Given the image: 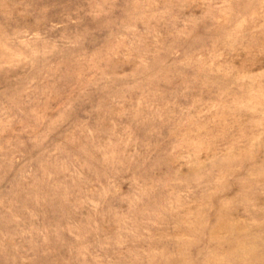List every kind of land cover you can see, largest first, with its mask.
I'll use <instances>...</instances> for the list:
<instances>
[{
  "label": "rangeland",
  "instance_id": "1",
  "mask_svg": "<svg viewBox=\"0 0 264 264\" xmlns=\"http://www.w3.org/2000/svg\"><path fill=\"white\" fill-rule=\"evenodd\" d=\"M0 264H264V0H0Z\"/></svg>",
  "mask_w": 264,
  "mask_h": 264
}]
</instances>
